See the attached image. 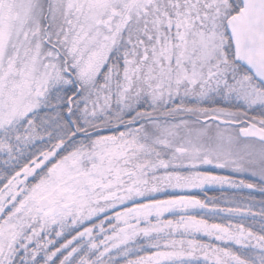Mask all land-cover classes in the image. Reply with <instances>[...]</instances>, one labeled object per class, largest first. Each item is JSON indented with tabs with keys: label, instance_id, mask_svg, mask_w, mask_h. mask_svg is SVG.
Instances as JSON below:
<instances>
[{
	"label": "snow or ice",
	"instance_id": "1",
	"mask_svg": "<svg viewBox=\"0 0 264 264\" xmlns=\"http://www.w3.org/2000/svg\"><path fill=\"white\" fill-rule=\"evenodd\" d=\"M0 264H264V0H0Z\"/></svg>",
	"mask_w": 264,
	"mask_h": 264
},
{
	"label": "trees",
	"instance_id": "2",
	"mask_svg": "<svg viewBox=\"0 0 264 264\" xmlns=\"http://www.w3.org/2000/svg\"><path fill=\"white\" fill-rule=\"evenodd\" d=\"M211 194V193H210Z\"/></svg>",
	"mask_w": 264,
	"mask_h": 264
}]
</instances>
